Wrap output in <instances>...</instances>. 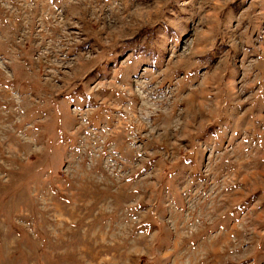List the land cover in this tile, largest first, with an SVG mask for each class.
Wrapping results in <instances>:
<instances>
[{
    "label": "rangeland",
    "instance_id": "obj_1",
    "mask_svg": "<svg viewBox=\"0 0 264 264\" xmlns=\"http://www.w3.org/2000/svg\"><path fill=\"white\" fill-rule=\"evenodd\" d=\"M0 264H264V0H0Z\"/></svg>",
    "mask_w": 264,
    "mask_h": 264
}]
</instances>
